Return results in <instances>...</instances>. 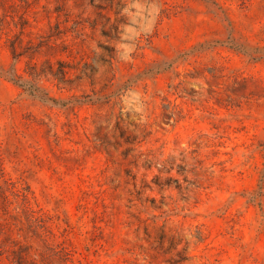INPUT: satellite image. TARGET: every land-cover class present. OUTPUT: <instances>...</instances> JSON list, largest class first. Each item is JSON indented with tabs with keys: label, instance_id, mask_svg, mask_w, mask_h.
I'll return each instance as SVG.
<instances>
[{
	"label": "rangeland",
	"instance_id": "rangeland-1",
	"mask_svg": "<svg viewBox=\"0 0 264 264\" xmlns=\"http://www.w3.org/2000/svg\"><path fill=\"white\" fill-rule=\"evenodd\" d=\"M0 264H264V0H0Z\"/></svg>",
	"mask_w": 264,
	"mask_h": 264
}]
</instances>
